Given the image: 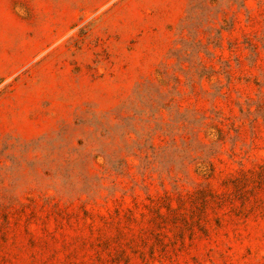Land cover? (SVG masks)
I'll return each instance as SVG.
<instances>
[{
    "label": "rangeland",
    "instance_id": "374dc122",
    "mask_svg": "<svg viewBox=\"0 0 264 264\" xmlns=\"http://www.w3.org/2000/svg\"><path fill=\"white\" fill-rule=\"evenodd\" d=\"M109 1L0 83V264H264V0Z\"/></svg>",
    "mask_w": 264,
    "mask_h": 264
},
{
    "label": "crops",
    "instance_id": "0c3cea01",
    "mask_svg": "<svg viewBox=\"0 0 264 264\" xmlns=\"http://www.w3.org/2000/svg\"><path fill=\"white\" fill-rule=\"evenodd\" d=\"M183 1L186 6L189 0ZM109 0L83 1H0V20L5 22L6 29L0 33V38L6 42L4 56H0V83L15 76L25 68L30 53H39L45 46L62 36L61 21L78 23L87 21L88 17ZM40 23L34 33L30 32V23ZM44 23H52L48 29ZM43 42L32 47L35 40ZM11 108L0 113V145L5 141L7 129L1 130L3 124L12 119Z\"/></svg>",
    "mask_w": 264,
    "mask_h": 264
}]
</instances>
